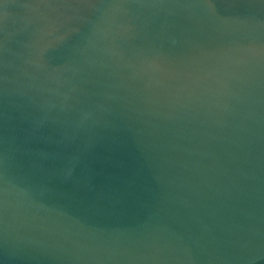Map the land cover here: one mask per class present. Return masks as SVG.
<instances>
[{"label":"water","instance_id":"95a60500","mask_svg":"<svg viewBox=\"0 0 264 264\" xmlns=\"http://www.w3.org/2000/svg\"><path fill=\"white\" fill-rule=\"evenodd\" d=\"M0 264H264V0H0Z\"/></svg>","mask_w":264,"mask_h":264}]
</instances>
